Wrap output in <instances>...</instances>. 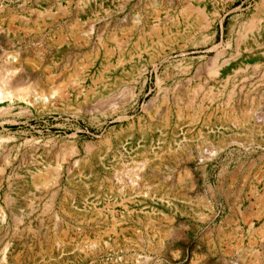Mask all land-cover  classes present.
<instances>
[{"label": "rangeland", "instance_id": "1", "mask_svg": "<svg viewBox=\"0 0 264 264\" xmlns=\"http://www.w3.org/2000/svg\"><path fill=\"white\" fill-rule=\"evenodd\" d=\"M6 74L0 264H264V0H0Z\"/></svg>", "mask_w": 264, "mask_h": 264}, {"label": "bare ground", "instance_id": "2", "mask_svg": "<svg viewBox=\"0 0 264 264\" xmlns=\"http://www.w3.org/2000/svg\"><path fill=\"white\" fill-rule=\"evenodd\" d=\"M179 34V33H178ZM159 40V39H158ZM11 55V54H10ZM12 56V55H11ZM13 58V57H12ZM15 58V57H14ZM7 60V59H6ZM27 60V59H25ZM12 61V60H11ZM10 61V62H11ZM11 64V63H10ZM13 67V66H12ZM11 67V68H12ZM9 73V72H8ZM14 73V72H13ZM101 80V79H100ZM10 76L8 74L0 76V98L8 97L13 91L9 88ZM23 93V92H22ZM10 98V97H9ZM17 264V263H15Z\"/></svg>", "mask_w": 264, "mask_h": 264}]
</instances>
